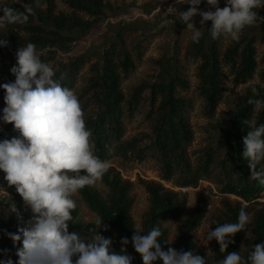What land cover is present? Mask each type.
<instances>
[{
	"label": "trees",
	"instance_id": "trees-1",
	"mask_svg": "<svg viewBox=\"0 0 264 264\" xmlns=\"http://www.w3.org/2000/svg\"><path fill=\"white\" fill-rule=\"evenodd\" d=\"M66 3L72 10L71 13L57 12L55 0L0 1V7H12L17 12L28 14V20L24 22L26 35H22L19 30L12 27L18 23L7 24L4 28H0V39H8L7 46H0V61L15 54L19 47L26 46L28 43L34 44L39 51L50 48L67 49V34L76 30L91 32L97 19L105 13L104 0H66ZM29 7L33 9L32 13H27ZM256 11L258 12V10ZM2 14L0 12V15ZM258 14L264 16L261 12ZM85 15L94 18V20H85L83 18ZM210 27L211 24L204 31L198 43L192 44V53L201 58L198 69L200 92L206 102V112L213 114L223 96L224 68H227L232 75L234 83L240 84L254 77L258 69V60L256 40L253 36L241 34L238 41H232L225 52L220 54L218 48L220 38H212ZM40 59L43 60L42 57ZM78 64L79 62L76 60L69 65L59 66L54 70V79L58 80L62 86L72 89V84L65 78V73L67 71L74 72ZM132 67L133 60L128 53L124 52L118 63L111 55L106 54L103 67L92 80L99 111L86 121V126L93 133L91 137L93 152L103 161L110 160L113 139L119 140L123 135L122 118L125 97L121 90L120 75L121 72H128ZM258 75L261 82L264 83V68L258 72ZM187 86V80L173 66L165 80L156 84L142 85L126 102L131 111L143 94H149L151 111L156 114L150 138L151 149L160 155L159 176L161 181L138 178L134 182L123 178L121 172L110 165L101 180L108 187L105 197L95 186H86L79 191L87 206L100 218H103L102 222L108 230H103L100 235L112 240L114 251L120 252L123 247L121 239L128 238L127 254L134 258L132 264H143L142 258L135 252L131 242L134 229H136L131 214L136 202V194L133 192L135 184L137 183L143 188L148 200V209L144 213L141 223V230L144 233L141 235H145L154 226H159L162 236L158 239L162 243L163 250L167 247V243L164 241L168 237V230L163 226V223L180 219L189 204L187 192L167 188L162 183V181L172 180L174 167L180 168L186 174L191 171L187 158V147L192 142L193 131L186 114L188 101L178 96V88H187ZM252 88H256V94L252 92ZM249 98L264 100V85L249 87L218 122L229 138L224 147V157L219 164L225 176V184L221 193L233 195L236 199L225 196L221 198L220 206H216L211 213L210 230H214L220 224L238 222V214L242 207L248 213L250 223L245 230L235 234L232 238L234 243L228 246L225 253L220 252L219 244L215 240H212L209 249L205 248L194 240L193 235L210 211V203L207 195L197 191L192 210L186 215L175 238L178 251H194L195 254L206 257L207 264H216L228 253L239 252L249 229L254 237L253 245L264 242V202L259 201L264 199V187L250 179V169L242 156L243 138L250 129L247 124L241 123L247 119L254 120L257 126L264 124V108L257 109L254 104H249ZM156 104L158 105L155 108ZM19 136V132L14 130L12 124H8L0 130V141L13 137L19 138ZM132 149H139L137 141L133 142ZM138 153L143 155L142 153L145 151L138 150ZM210 160L211 158L208 156L206 164ZM190 186H197L196 178H190L182 183V187ZM17 195L21 198L19 194ZM73 217L74 219L69 222V231L76 230L87 234L89 228L76 222L77 208L73 212ZM16 231L17 229L13 227V220L6 218L0 212V261L11 259L13 264H17L19 258L16 251L18 247H22V244L14 246L6 234L16 233ZM89 234L94 235L90 231ZM154 264H157V261Z\"/></svg>",
	"mask_w": 264,
	"mask_h": 264
},
{
	"label": "clouds",
	"instance_id": "clouds-1",
	"mask_svg": "<svg viewBox=\"0 0 264 264\" xmlns=\"http://www.w3.org/2000/svg\"><path fill=\"white\" fill-rule=\"evenodd\" d=\"M202 0H177L178 4H189L187 11H181V22L194 29L192 39L198 43L202 37L200 28L193 18L202 17L200 24L211 21L209 28L213 39L230 37L238 41L247 26L264 23V16L256 11L264 9V0H206L215 10L200 11ZM175 7H169L168 12ZM0 28L7 24L24 23L28 14L17 12L12 7H0ZM29 7L27 13H32ZM8 39H0V46H7ZM16 64L10 72L14 82L3 83L4 124H12L19 132V138L0 141V172L9 187H14L22 198L25 210L32 215L24 221L16 205L9 212L14 213L23 225L17 233H6L13 245L18 247L17 264H132L133 257L127 254V237L121 239L120 252L112 249V240L99 234L103 226L98 218L89 228L95 234L86 239L79 232H70V221L77 203L74 195L86 186H94L102 180L110 167L93 152L92 131L86 126L81 103L74 90L62 86L54 79L52 67L40 59L36 46L28 43L15 53ZM254 94L256 88H252ZM249 104L257 109L264 108V100L249 98ZM249 131L243 138V159L250 169V179L264 187V124L256 125L254 120H243ZM259 166V167H258ZM250 217L242 207L238 222L224 223L209 230L207 240H215L221 253L234 243L235 234L245 230ZM131 242L143 264H207L206 257L194 251H177L168 247L165 251L159 237L162 231L154 226L145 235L134 229ZM164 243L171 244L167 240ZM0 264H13L11 259ZM216 264H264V242L251 246L247 257L231 252Z\"/></svg>",
	"mask_w": 264,
	"mask_h": 264
},
{
	"label": "rangeland",
	"instance_id": "rangeland-1",
	"mask_svg": "<svg viewBox=\"0 0 264 264\" xmlns=\"http://www.w3.org/2000/svg\"><path fill=\"white\" fill-rule=\"evenodd\" d=\"M0 1L7 2V0ZM55 2L57 12H72L66 0H55ZM104 3L106 6L105 13L97 19L91 32L76 30L67 34V49L50 48L43 51L37 50V52L43 58L42 61L54 70L76 60L79 62L74 72L67 71L65 73V78L71 82L72 90L78 96L84 111L85 121L94 117L99 111L92 80L103 67L104 56L106 54L111 55L117 63L124 52L131 56L133 67L128 72H121L120 75L121 90L125 97L122 118L124 131L119 140L113 139L111 157L108 162L121 172L123 178L134 182L138 178L161 181L159 176L161 163L159 153L151 149L150 138L152 137L156 114L151 111L149 94H143L131 111L126 102L134 96L142 85L156 84L165 80L173 66L179 70L182 77L188 82L187 88H178V96L188 101L186 114L193 131L192 142L187 147V158L191 171L186 174L180 168L174 167L172 180L162 181V183L167 188L187 192L189 204L180 219L163 223V226L168 230L167 241L172 242L171 244L167 243L165 251L168 247L177 250L175 238L185 221L186 215L192 210L195 192L197 191L209 197L210 211H208L202 224L195 230L193 238L209 249L212 241L209 242L206 236L210 230L213 209L220 206L221 198L224 196L236 199L233 195L221 193L225 184V176L219 164L224 157V147L229 138L222 127L218 125V122L249 87L264 85L258 75V72L264 68V23L258 22L247 26L241 33L253 36L256 40L257 73L246 82L235 84L232 75L227 68H224L223 96L213 114H208L205 110L206 102L201 95L198 78L201 58L192 53L194 29L186 27L180 21L181 11H187L190 5L178 4L177 0H104ZM219 6L224 7L225 0H219ZM169 7L175 8L168 12ZM198 8L200 11L215 10L207 4L206 0H202ZM257 10L264 15V9ZM83 18L89 21L94 20V18L86 15ZM201 19L202 17L197 15L193 18V22L203 34L211 21L201 25ZM24 26L25 23H18L12 27L19 30L22 35H26ZM232 41L230 37L219 39L220 54L225 52ZM15 64V54L0 61V85L15 81L12 79L14 75L10 72L11 67ZM4 94L3 88H0V117H2V110L6 106L3 99ZM7 125L0 119V130ZM134 141H137L139 149H132ZM138 150L145 151V153L139 155ZM208 156L211 160L206 164ZM190 178L197 179V186L182 187V183ZM94 186L102 196L107 195L108 187L101 180ZM133 192L136 194V202L131 214L136 229L141 230L142 218L148 209L147 194L137 183ZM73 199L77 203L76 222L88 228L95 227L94 222L100 218L99 215L87 206L79 192L74 195ZM259 201L264 202V199ZM14 205L16 202L13 200H0V212L6 218L13 220L15 214L9 210ZM102 225H104L103 222ZM103 230L104 227L102 226L99 229V234ZM70 232L78 231L70 230ZM80 235L86 239H90L92 236L89 231L87 234L80 233ZM253 241L254 237L249 229L239 249L241 256L247 257ZM157 264H163V262L157 260Z\"/></svg>",
	"mask_w": 264,
	"mask_h": 264
},
{
	"label": "built area",
	"instance_id": "built-area-1",
	"mask_svg": "<svg viewBox=\"0 0 264 264\" xmlns=\"http://www.w3.org/2000/svg\"><path fill=\"white\" fill-rule=\"evenodd\" d=\"M4 173L0 172V200L2 201H9L13 200L16 202L17 209L21 212V215L23 216L24 221L31 218V211L30 209L25 210V206L23 203L22 198L18 197V193L16 194V191L13 187H9L7 185V182L4 180ZM22 225L15 215V218L13 219V227L18 230V226ZM17 233V231H16Z\"/></svg>",
	"mask_w": 264,
	"mask_h": 264
}]
</instances>
